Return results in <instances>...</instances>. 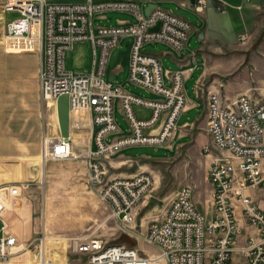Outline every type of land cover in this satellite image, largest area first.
I'll use <instances>...</instances> for the list:
<instances>
[{
  "label": "built area",
  "instance_id": "1",
  "mask_svg": "<svg viewBox=\"0 0 264 264\" xmlns=\"http://www.w3.org/2000/svg\"><path fill=\"white\" fill-rule=\"evenodd\" d=\"M1 1L5 13L21 15L6 23L5 39L16 48L15 52H32L40 57L43 103L53 106L60 97L69 98L70 138L46 139L49 160H70L72 130L89 129L96 149L88 152V181L94 186L103 182V168L96 162L102 155H113L119 149L134 146L170 148L177 122L187 108L186 76L181 71L167 75L166 83L159 58L142 51L146 45L163 43L181 52L192 32L189 22L159 6L149 16L145 14L149 5L162 0H146L145 6L134 0ZM207 4L208 0H194L195 13L204 14ZM217 11L223 12V6H218ZM110 12L129 14L135 22L96 27L95 17ZM158 25V31H153ZM126 39L131 44L129 84L155 96L154 100L125 91L116 80L109 81L110 74L118 75L124 69L118 65L109 73L108 65L112 53ZM247 41V35L240 38L242 44ZM79 42H90L93 49L88 74H75L66 66L67 54ZM117 104L130 136L109 144L110 136L121 133L116 120ZM135 107L149 110L150 118H138ZM207 132L210 144L203 151L209 156L213 152L219 154L208 171L212 217L197 208L193 188L182 186L163 216L147 224L143 239L147 246L158 249L157 255L98 238H84L74 240L72 245L80 262L76 264H233L240 234L238 206L247 224L257 231V236L249 237L242 250L245 264H264V211L246 194L247 190L264 193V101L256 103L243 95L227 103L219 94H211L207 102ZM152 187L153 178L139 173L107 182L100 197L111 207L116 219L132 225L135 211ZM29 188L28 182H19L0 190V264H8L16 255L14 249L20 246L6 223L5 203L9 198L18 200Z\"/></svg>",
  "mask_w": 264,
  "mask_h": 264
},
{
  "label": "rangeland",
  "instance_id": "2",
  "mask_svg": "<svg viewBox=\"0 0 264 264\" xmlns=\"http://www.w3.org/2000/svg\"><path fill=\"white\" fill-rule=\"evenodd\" d=\"M248 2V4L258 5L261 0ZM159 6L164 9L162 4ZM4 14L3 3L0 0V76L9 78L7 94L10 99L9 119L11 122L8 137H0V151H2L0 153H3L0 154V190L19 182L30 184V188L23 192L18 200L7 199L6 213L17 215L21 207L20 204L23 202L25 205H22L25 206L27 217L30 220L27 231L34 232L33 239H36L34 245L26 244V249L23 252L13 255L10 258V264H33L32 259L39 261L38 264L41 261H45V264H76L79 260L73 253L72 245L74 240L84 238H98L109 244L135 247L141 252L157 255L158 249L147 246L143 239L147 224L162 215L181 186L193 188L196 206L201 213L204 214V208L208 207L209 209V192L205 181L209 155L203 151V146L197 144L179 148L176 158L169 163L142 159L139 166L133 165L125 169L114 165L118 161L117 154L102 155L96 162L103 168V182L93 186L88 181L90 171L87 161H89L90 145L92 144L93 151L96 147L91 141L90 130L86 129L73 131L75 136L83 135L84 137L80 138L81 145L77 147L75 146L77 137L73 135V157L70 160L55 162L48 158L44 163L46 155L43 156L42 138L45 125L54 120L53 114L48 110V105L41 100L40 105L38 103L35 106V124L33 130H29L26 134L27 137L18 139L13 136L16 134V129H13L16 128L13 119L17 109L14 105L17 92L12 81L16 80V74L12 73L10 54L5 49V20L10 23L21 18V15L9 12L5 15L4 20L2 18ZM124 21L134 23L135 19L129 14L120 12L105 13L94 19L96 27L117 26ZM245 27L244 19L239 20L237 17L234 28L227 33L231 43H237L236 34ZM129 43V39L124 40L122 45L112 53L108 65L109 73L121 65L122 58L119 54L128 49L127 44ZM242 49L248 50L247 52L252 54L243 53L219 60L218 78L225 80V91L230 95L249 90L253 96L264 100V31L251 38L246 45H242ZM142 52H154V44L146 45ZM247 60L250 61L246 63ZM92 62L93 49L90 42L76 43L66 58L67 69L75 74H88L91 71ZM129 76L130 69L126 66L119 71L116 84L138 97L155 99L153 95L141 88L130 85ZM35 84L39 88L38 79H35ZM5 93L6 90L3 95ZM134 110L139 117L149 113V111L138 107H135ZM116 120L122 133L110 136L107 139L109 144L122 136L130 135L129 126L120 112L118 104ZM185 121V119H180L177 122L178 132ZM206 135L203 134L201 137L202 141L207 140L205 145L210 144L208 132ZM189 141L190 139H186L183 143ZM174 145L176 146L177 142ZM129 148L132 149L126 154L134 158L141 155H147L146 157L150 158H170L172 156L169 149H162L158 153L156 151V148L167 147L149 145ZM212 156H219V154L213 152ZM36 158L37 162L32 161ZM47 165L53 166V172L47 173ZM122 171H128L134 175L145 173L153 178V187L138 207V213L135 211V223L132 225H125L116 219L111 207L100 197V190L104 184L114 178L121 177ZM1 226L0 223V228ZM26 254L28 256H25Z\"/></svg>",
  "mask_w": 264,
  "mask_h": 264
},
{
  "label": "crops",
  "instance_id": "3",
  "mask_svg": "<svg viewBox=\"0 0 264 264\" xmlns=\"http://www.w3.org/2000/svg\"><path fill=\"white\" fill-rule=\"evenodd\" d=\"M134 1L142 6L147 4L146 0ZM248 1L250 0H208L207 9L201 16L194 11V0H162L158 2V6L159 4H162L164 10L185 19L192 25V32L186 47L181 52L177 53L169 45L163 43L154 44V52H149V54L159 58L166 83H168L167 75L170 76L179 71L184 72L186 76L184 89L187 96V108L180 116L179 120L185 119L186 121L181 125L179 132L178 129L176 130L170 148H156L157 153L162 149L171 150L172 156L170 158H150L146 157L147 155H141L138 158H134L131 155L126 154V152L130 151L132 148H124L117 150L113 154L118 155V161L114 164L116 167L118 166L120 169H125L126 167H131L133 165L139 166V162L142 159L169 163L176 158L179 148L191 145L196 146L197 144L204 148L207 140L202 141L201 137L203 134H207V102L211 94H219L222 100L227 103H231L243 95L249 96L256 103L264 101L261 98L258 99L256 96H253L249 90L240 91L234 95H230L225 91V80L223 78H218V70L220 66L219 60L243 53L248 55L252 54H249L247 52L248 50H243L242 45H246L251 38L264 31V0H261V5L248 4ZM218 6H223L224 11H217ZM6 14L7 13H5L2 18H5ZM237 17L239 20H242V18L244 19L246 27L236 34L237 43L235 44L230 42L227 33L234 28L235 19H237ZM6 23L8 22L5 20V24ZM244 35L248 36L246 44L240 42V38ZM195 47L197 48L194 49ZM5 49L8 54H10L9 58L13 70L12 73L16 74V80L12 81L17 92L15 94L14 104L17 109L15 111V118L13 119V124L16 125V128L13 129H16V134L13 136L22 139L27 137L26 134L29 130H33L35 124V106L38 103L40 105L42 100L39 79L41 60L36 53L15 52L16 48H14L7 40L5 43ZM249 61L247 60L246 63ZM114 76H116L117 81L119 73ZM35 79H38L39 88H37V85L35 84ZM8 81L9 78H1L0 76V137L4 138L8 137L9 130L11 129V122L9 119L10 99L7 94L9 86ZM4 90H6L5 95H3ZM48 110L53 114L54 120L45 125V132L42 138L44 146L43 156L44 154L46 156L48 154L46 139L61 137L56 105H49ZM150 115L151 112L149 111L145 116H137L140 119H148L150 118ZM83 130L86 129L84 128ZM73 131L74 130H72V137L74 135ZM89 135L91 138V133H89ZM75 137H77L75 140V146L80 147V138L84 136L76 135ZM120 138H124V136ZM186 139H190V141L183 143ZM175 142H177L176 146L174 145ZM89 148L92 150V144ZM209 157L205 178L209 192V209L208 207L204 208V214L211 218L213 213L211 197L212 186L208 182V171L215 156ZM37 160L38 159L36 158L32 161L37 162ZM46 161L47 160L45 159L44 163ZM88 163L89 161H87V165ZM46 170L47 173H49L53 172L54 168L51 165H47ZM133 175V173L128 171H122L121 173V177H131ZM246 194L249 195L259 208L264 211V193L262 191L247 190ZM22 204L25 205L23 202L20 204L21 207L17 212L18 217L14 214L19 219L17 220L15 217L13 225L10 226V233L18 238L19 244L21 245L18 248L25 249L26 244L34 242L36 239H33L35 235L34 232L29 233L27 231L30 220L27 217V210ZM136 213H138V210ZM163 214L164 212L159 217H162ZM10 216L12 215L9 213L5 214L6 221ZM237 216L240 221V234L235 245L233 264H245L246 259L242 250L246 247L249 237L257 236V231L247 224L243 218L240 206H238ZM23 250H21L20 253ZM25 256H28V254ZM32 262L33 264L39 263V261L33 259ZM44 263L45 261L40 262V264ZM8 264H10V262Z\"/></svg>",
  "mask_w": 264,
  "mask_h": 264
},
{
  "label": "water",
  "instance_id": "4",
  "mask_svg": "<svg viewBox=\"0 0 264 264\" xmlns=\"http://www.w3.org/2000/svg\"><path fill=\"white\" fill-rule=\"evenodd\" d=\"M158 4L149 5L148 8L145 10V14L147 16L150 15L153 9H156ZM159 25L153 29V31H158ZM128 49L126 51L121 52L119 55L122 58L121 66L125 68L128 65L129 60V52L131 44H129ZM116 80V76L109 75V81L114 82ZM57 108V117L60 127L61 137L64 139L70 138V109H69V98L68 96H62L58 99L56 103Z\"/></svg>",
  "mask_w": 264,
  "mask_h": 264
},
{
  "label": "bare ground",
  "instance_id": "5",
  "mask_svg": "<svg viewBox=\"0 0 264 264\" xmlns=\"http://www.w3.org/2000/svg\"><path fill=\"white\" fill-rule=\"evenodd\" d=\"M4 20H5V18H4ZM45 159L47 160L48 158H47V156L45 157ZM13 202V201H12ZM5 205H6V207H7V203H5ZM16 205V204H15ZM8 208V207H7ZM15 215H12V216H10L8 219H7V221H6V223L8 224V226L10 227L12 224H13V222L15 221ZM24 248H16V249H14V253H18V252H20L21 250H23ZM25 250V249H24ZM23 250V251H24ZM22 251V252H23ZM45 264V263H44Z\"/></svg>",
  "mask_w": 264,
  "mask_h": 264
}]
</instances>
